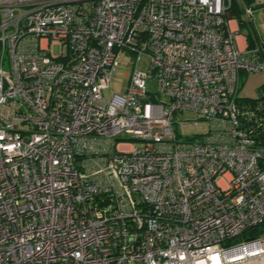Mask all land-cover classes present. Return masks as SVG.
I'll return each instance as SVG.
<instances>
[{
    "label": "built area",
    "instance_id": "2783aa9c",
    "mask_svg": "<svg viewBox=\"0 0 264 264\" xmlns=\"http://www.w3.org/2000/svg\"><path fill=\"white\" fill-rule=\"evenodd\" d=\"M244 1L0 0V264H264V235L234 242L264 224ZM121 50L152 72L133 62L107 102ZM185 111L202 140L180 139Z\"/></svg>",
    "mask_w": 264,
    "mask_h": 264
},
{
    "label": "rangeland",
    "instance_id": "374dc122",
    "mask_svg": "<svg viewBox=\"0 0 264 264\" xmlns=\"http://www.w3.org/2000/svg\"><path fill=\"white\" fill-rule=\"evenodd\" d=\"M247 7H255V16L253 19V25L256 26L257 31L264 37V0L263 4L259 5V0H253L251 3L244 1ZM61 48L56 46L54 48L55 56L60 55ZM120 67L117 76L113 80L110 88L103 93V97L107 102H110L114 94H122L124 88L129 82V75L132 73V63H138V70L143 73L151 74L152 63L150 58L146 54L134 55L127 51H116ZM264 86V74H247L242 73L240 76V86L245 89V93L248 97H258L264 95V90L261 86ZM147 90L150 94L158 93V85L155 77L151 76L147 80ZM176 119L180 124L184 123L187 128H180L181 140L194 139L202 140L203 133H205V125L207 121L202 120L199 116L193 112L185 111L181 116H176ZM191 124L195 126H190ZM175 129H178V125H175Z\"/></svg>",
    "mask_w": 264,
    "mask_h": 264
},
{
    "label": "trees",
    "instance_id": "16d2710c",
    "mask_svg": "<svg viewBox=\"0 0 264 264\" xmlns=\"http://www.w3.org/2000/svg\"><path fill=\"white\" fill-rule=\"evenodd\" d=\"M247 1L249 3L252 2L250 0ZM243 14H244V8L241 7L239 3H235V7L233 9V15L234 17L239 18V27L241 32H244L246 35L248 49L253 50L259 47L261 48L263 46L262 35L257 31L256 26L253 25V22L242 20ZM261 89L264 90V86ZM239 103L240 105L250 106L252 108H257V106H264V95L258 96L257 98L245 97L240 99ZM247 126L252 128L256 127L254 123H248ZM254 131L258 144L264 146V128L255 129ZM263 235H264V224H261L246 230L244 233H242V235L237 237L234 242L240 243L242 241L259 240Z\"/></svg>",
    "mask_w": 264,
    "mask_h": 264
},
{
    "label": "crops",
    "instance_id": "0c3cea01",
    "mask_svg": "<svg viewBox=\"0 0 264 264\" xmlns=\"http://www.w3.org/2000/svg\"><path fill=\"white\" fill-rule=\"evenodd\" d=\"M231 25L232 27L238 31V34H239V37H238V40H239V44L242 48H246L248 47V43H247V39H246V35L244 32H241L240 30V27H239V23L237 21H231ZM263 87V85L261 86V88ZM241 92L243 94L244 97H247V98H253V97H248V95L245 93V89L244 87L242 88L241 87ZM255 98V97H254ZM257 98V97H256Z\"/></svg>",
    "mask_w": 264,
    "mask_h": 264
},
{
    "label": "water",
    "instance_id": "95a60500",
    "mask_svg": "<svg viewBox=\"0 0 264 264\" xmlns=\"http://www.w3.org/2000/svg\"><path fill=\"white\" fill-rule=\"evenodd\" d=\"M108 202H106L105 204H104V206H107L108 204H107Z\"/></svg>",
    "mask_w": 264,
    "mask_h": 264
}]
</instances>
